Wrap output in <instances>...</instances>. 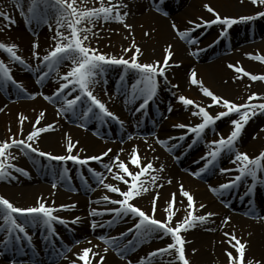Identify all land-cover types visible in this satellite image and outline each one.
<instances>
[{"label":"bare ground","instance_id":"bare-ground-1","mask_svg":"<svg viewBox=\"0 0 264 264\" xmlns=\"http://www.w3.org/2000/svg\"><path fill=\"white\" fill-rule=\"evenodd\" d=\"M102 3L104 6L109 3L116 5L117 0H98L87 8L99 7ZM119 3L126 5L120 8L121 15L128 13L122 22L96 20L90 27L88 36L98 52L130 59L135 51L131 47L134 42L141 49L137 54L138 62L159 61L163 65L164 50L171 46L172 55L165 74L157 77V92L147 104L149 119L139 116L137 109L142 98H133L136 87L132 85L130 92L126 91L125 86L122 87L130 80L135 82L138 77L136 70L123 65H105L103 74L96 77V88H90L118 119H95L91 114L85 117L83 112L88 107L86 97L82 98L75 111H64L66 99L81 95L78 88L70 84L63 96H52L63 82L61 77L70 70L71 61L64 60L50 71L33 56L35 51L42 58L57 42L53 39L57 32L56 9L51 5H38L41 15L47 16V21L32 20L24 23L21 20L20 5L17 10H12L11 1L0 0V12L14 20V23L8 25L0 17V42L15 44L16 54L24 61L23 64L12 62L5 52L0 51V61L10 69L12 80L17 82L14 85L12 80H0V143L9 137L24 139L32 130L36 118L43 112L44 115L36 126L51 123L53 127L40 134L33 147L53 155H66V148L72 143L75 145L72 154H77L80 158L107 152L100 161L91 160L87 164L78 165L72 161H55L27 150L22 152L16 147L6 150L7 162L24 169L27 175L9 169L11 175L0 179V197L21 208L44 203L55 209L53 215L66 222L68 230L63 233L64 237L58 235L59 241L55 240L57 244L53 247L48 241L42 242L41 234H45L43 227L46 224L43 221H29L25 225V233L13 232L8 236L6 246L2 242L5 232L0 230V264H19L16 262L26 260L34 264H48L54 259L59 260L58 264H84V261L79 260L84 248L90 249L85 257L90 264H180L175 258L174 249L163 255H148L155 249H164L167 244L174 243L170 235L154 232L147 237L141 236L134 227L139 222L138 216L108 211L119 205L112 204L103 197H122L99 184L89 168L101 173L104 183L126 190L124 182L113 178L119 173L118 163L113 161L117 155L133 173L140 172L149 162L152 165L151 170L145 169L139 177L144 182L143 189L130 201L146 214L153 215L152 200L157 193L159 196L154 218L165 221L172 214V227L184 220L188 211H192L194 215L209 212L215 214L204 223L197 222L187 231L179 233L183 238V249L189 264H229L227 253L237 256L232 246L236 241L232 240V236L246 245L242 250L244 255L240 258V264H247L248 260L253 264L256 261L264 264V219L258 218L264 217V180H261L263 184L261 181L254 183L246 175L235 180L240 172L239 162H234V152L255 157L264 150V110L255 108L254 116L252 111L249 112V116L252 115L234 141L233 152L223 150L203 173L194 169L193 158L202 161L204 166L211 159L206 156L211 150L209 142L226 138L233 129L231 120L239 119V116L231 113L217 119L199 138L189 132L187 127H174L176 124L195 126L200 123L202 118L193 115L197 111L191 109L197 105L205 107L213 116L226 110L222 104H213L210 97L204 96L199 84L193 85L190 82L192 71L196 72V79L204 87L219 97L244 104L248 96L255 93L257 96L248 103L254 104L252 102L255 100L256 105L264 103V81H252L242 75V72L233 73L228 67L232 64L250 74L264 75V61L254 58L257 55L264 56V16L257 15L264 12V5H254L251 0H119ZM205 4L222 18H254L235 23L225 30L222 24L204 23L215 18L204 8ZM27 9L28 3L25 0L23 11L26 13ZM189 21L194 23L189 24ZM173 23L180 31L187 29L190 38L195 41L198 37L202 40L186 43L173 29ZM125 25L131 27L126 28ZM61 29L65 31L66 27ZM221 32L224 34L219 37ZM33 43L38 47L33 49ZM207 45L210 48L205 50ZM124 48H129V51L124 52ZM208 59L210 60L207 61ZM42 72L49 74L38 82ZM17 85H21L24 91ZM111 93L116 97L111 96ZM180 95L193 100L194 105L184 106L177 99ZM45 96L52 99L46 100ZM22 97L24 99L16 100ZM143 110L144 108L140 115ZM93 111L98 112L94 107ZM21 117L25 119L21 120ZM84 118H88L89 123H85ZM80 122L86 128L79 125ZM180 137L184 139L182 142H179ZM159 141H166V144ZM192 141L188 150L183 152L182 147L186 148ZM8 142L11 143V140ZM134 146L139 167L129 163ZM194 149L197 152L193 154ZM104 164H108L112 171H107ZM261 167H264V159L261 160ZM210 175L211 179L203 181ZM257 175L264 177V172L258 171ZM153 177L158 179L153 182ZM124 179L130 180V177L125 176ZM228 182H233V186L219 189V185ZM54 183L56 187H53ZM181 185L193 196V209L187 208V198L181 195ZM210 186L217 188V192L211 191ZM249 188H252L251 192L248 191ZM83 193L87 196L82 195ZM169 202L172 203L171 208L168 206ZM252 203L261 205L250 207ZM201 204L204 205L203 208L199 207ZM61 205L64 207L60 208ZM93 210L97 214L90 215ZM225 217L229 218L227 223H224ZM77 218V222H73ZM93 222L98 226L93 227ZM0 223L4 222L0 220ZM50 223V228L56 226L53 221ZM225 233L230 235L226 236ZM14 235H19V245H12ZM99 237L116 238V244H107ZM117 247L119 251L116 250ZM101 256L104 257L103 260L99 259Z\"/></svg>","mask_w":264,"mask_h":264},{"label":"snow or ice","instance_id":"snow-or-ice-1","mask_svg":"<svg viewBox=\"0 0 264 264\" xmlns=\"http://www.w3.org/2000/svg\"><path fill=\"white\" fill-rule=\"evenodd\" d=\"M28 9L25 13L23 11V2L22 0H17V4L20 5L22 15L27 17L26 23H30L32 20H44L47 21L46 15H41V9L38 5H51L57 11V32L56 36L53 37L57 42L55 46L48 51L42 58L39 57V54L33 51V56L40 60V63L45 64L46 67L51 71L56 69L62 61L70 60L71 67L70 70L65 73L61 80L63 82L60 83L59 88H57L52 96H63L64 90L68 88V86L75 85L81 95H74L71 99H66L64 101V111H75V108L79 106V102L82 98L86 97L88 103V107L84 110L83 115L85 117L91 116L95 119H101L103 117L111 118V119H118L114 113L109 111L105 104L102 103L90 90L91 86H94L97 83L96 77L97 75L103 74V68L105 65H123L127 68L136 70L138 73V80L137 85H143V87H137L134 89V96L133 98L140 97L142 98V102L139 104L137 111L143 109L145 105L151 101L156 92H157V77H163L165 74V68L169 62V59L172 55L170 52L171 46L169 45L165 48V55H164V63L163 65L160 64L159 61L155 63H140L137 59V54L141 52V49L133 44L131 45L132 48L135 49L130 59H125L123 57H116L112 55L102 54L98 52L96 49L91 48L90 46H86L83 41L88 39V33L91 31V28H84V27H77L78 25H82L83 23H87L88 25H92L96 20H103V21H110L116 20L118 22L123 21V17L127 16L128 13L124 12L123 16L120 13L121 7H126L119 3L117 0V4L113 5L111 3L108 6H104L103 3L99 7L88 8L85 10H80L74 6V0H27ZM252 4H260L264 5V0H251ZM204 8L214 15V19L204 21L205 24H215L219 23L224 25L225 30L235 23L243 22L247 20H252L253 16H240L237 18L232 17H221L219 14L215 13L214 9L210 7L208 4L204 5ZM159 10V9H157ZM115 13V15H113ZM166 14V13H165ZM257 15L264 16V12L257 13ZM0 17L3 18L4 21L7 22L8 25L14 23V20L8 16L6 13L0 12ZM200 19V18H198ZM189 24H193V21H189ZM199 27V25H196ZM66 27L69 30V34L65 35L63 32L60 31L61 28ZM126 28H130V25H125ZM173 29L177 32V34L184 39L186 43H195L196 41L189 36V31L186 29L184 31H180L175 23L172 25ZM224 32H221L223 35ZM147 35V33H145ZM67 41L66 43H61V41ZM38 45L33 43V49L37 48ZM17 46L15 44H5L0 42V51L5 52L9 59L12 62H18L23 64V59L16 54L15 49ZM124 52H128L129 48H124ZM256 60L264 61V56H255ZM228 67L230 69H234L235 72H242L244 76L249 77L252 81L261 80L264 81V75H254L250 74L247 71H244L242 68H236L234 65L229 64ZM10 69L5 65L3 61H0V80L3 81H11L12 77L10 76ZM49 73H41L39 80L44 79ZM196 72L192 71L190 75V82L193 85H200V90L204 96L210 97L213 104H222V107L226 109L225 111H220L215 116L210 115L208 111L205 110V107L196 106L198 107V112H193V115H197L202 118L200 123H197L195 126H187L184 124H176L174 127L184 128L187 127L188 131L194 133L196 137H200L201 134L205 131V129L212 125L217 119L225 117L231 113H236L239 116V119L231 120V124L233 125V129L230 134L226 138H221L219 140H214L209 142L210 151L206 153L207 157L211 159L207 160V163L204 165V168H207L213 161L217 158L218 154H220L223 150L232 151L234 148V141H236L237 137L240 135L241 129L243 128L244 124L247 123L249 119V112L255 108H259L264 110V103L259 105L248 103V101H252L257 94L253 93L252 95L248 96L247 101L244 104H236L234 102L229 101L228 99H224L215 95L212 91H210L207 87L202 85V82L196 79ZM15 83V81H13ZM24 91L21 85H17ZM173 87H176L173 85ZM46 100H51L52 97L45 96ZM178 101L182 103L184 106L194 105V101L188 98H185L183 95L178 96ZM93 107L98 109V112L93 111ZM59 114V113H58ZM253 114H255L253 112ZM44 113L41 112L40 116L36 118V122L32 125V130L27 134L24 139L15 140L11 137L8 140H11V143L6 140L3 143H0V157H3L0 160V179L8 177L11 175L9 169L15 172L22 173L27 175L24 169L16 167L7 162L8 156L5 155L6 150L11 147H16L20 149L22 152L27 150L32 153H36L40 156L47 157L49 159L55 161H72L78 165L87 164L88 161L95 160L100 161L103 156L107 155V152L101 153L99 156H87L84 158H80L77 154H72L73 149L75 147L74 144L69 143L66 148V155H53L52 153H46L40 151L37 147H33V144L36 142V138L52 129L53 125L51 123L37 127L36 125L40 122V117L43 116ZM25 119L21 117V120ZM183 139V137H180ZM31 142V143H30ZM78 143V142H77ZM161 144H166V141H159ZM108 151H111L110 149ZM264 159V150H261L255 157H249L247 153L236 152L235 153V161L239 162L238 171L240 175L235 177V180H240L241 176H250L254 183L264 180V177H257V172H264V167H261V160ZM114 162L118 163L119 173L114 175V179L118 181H122L127 185L126 190H121L119 187H116L112 184L104 183L101 173L95 172L93 169L89 168V171L93 173L96 177L99 184H102L105 189H107L111 193H116L122 199H110V197L105 196L103 197L104 200L109 201L112 204L119 205V207L114 209H108V211L115 212L117 214L128 215L132 214L139 217V222L134 225L137 229L138 233L141 236L147 237L150 236L154 232H162L164 235H170L174 243H169L166 245L164 249H155L153 252H150L148 255L149 257H154L156 255H163L168 250L174 249L175 251V258L179 260L180 264H189V261L186 259L185 252L183 249V238L179 234L181 231H187L189 228L193 227L197 222L204 223L208 217L215 215L214 213H205L204 215H194L192 211H188L187 217L182 220L181 222H177L175 227H172L170 221L172 220V214H169L167 220L161 221L154 218V214L156 211V200L159 196L157 193L153 196V215H148L143 211L140 207L130 203V201L139 195L140 191L143 189V181L139 180L141 174L144 173L145 169L151 170L152 165L149 162L147 165H144L141 168L140 172H130L129 168L126 166L125 162L119 160V156L113 158ZM130 164L136 165L139 167L137 152L135 146L133 147L131 158L129 161ZM103 167L111 172L112 168L109 167L108 164H104ZM204 168L200 169L201 172L204 171ZM226 171V170H222ZM61 175H64V172H61ZM193 175H199V173H193ZM130 177V180H125L124 177ZM153 182H155L158 177H153ZM170 182V181H169ZM233 186V182H228L225 184L219 185V189H227ZM53 187H56V184H53ZM210 190L214 193L217 192V188H212L210 186ZM181 195L187 198V208L193 209L194 200L193 196L186 190L183 189V186H180ZM249 192L252 191V188L248 189ZM173 200L175 199V193L172 194ZM169 208L172 207V203L169 202ZM64 206L61 205L60 208ZM203 208L204 205L201 204L199 206ZM55 209L52 207L46 206L44 203H38L37 206H30V207H16L14 206L8 199L4 197H0V220L4 223H0V230L5 232V236L3 238V243L5 246L7 245V238L13 232L18 233H25V225L31 222H41L49 224L51 221L57 220L61 223L64 221L61 218H58L53 215ZM97 214L95 210H93L90 215ZM254 214V213H249ZM20 217H23V220H20ZM264 219V217H258ZM78 218L73 222H77ZM229 220L228 217L224 218V223H227ZM93 227L98 225L93 222ZM131 231V229H129ZM121 235H124L123 233ZM226 236L230 235L229 233H225ZM27 238V237H25ZM232 240H235V244L232 246L235 248L237 256L233 257L232 253H227L229 257V264H240V258L244 255L243 249H245V243H241L239 240H236L235 236L231 237ZM16 239L19 240V235L16 236ZM107 244H112L115 246L116 238H109L106 239L105 237H99ZM119 251V248H116ZM107 251V249H105ZM195 252V249H193ZM90 249L84 248L83 254L79 255V260L84 261V264H90L88 260H85V257L89 254ZM93 255H96L93 253ZM100 260H103L104 257H99ZM141 260L143 261L144 258L142 257ZM247 264H253L251 260L247 261ZM256 264H260L259 261H256Z\"/></svg>","mask_w":264,"mask_h":264},{"label":"rangeland","instance_id":"rangeland-1","mask_svg":"<svg viewBox=\"0 0 264 264\" xmlns=\"http://www.w3.org/2000/svg\"><path fill=\"white\" fill-rule=\"evenodd\" d=\"M9 1H11L12 2V10H17L18 9V6H19V4H17V0H9ZM23 1H25V0H22V2ZM98 0H74V6L76 7V8H78V9H80V10H85V9H88L87 7L88 6H91V5H93L94 3H96ZM41 6H43V7H46L45 5H43V4H41ZM26 19H27V17L25 16V15H22L21 16V20L24 22V23H26ZM92 25H88L86 22L85 23H83L82 25H78L77 27H84V28H89V27H91ZM196 27H194V29H195ZM60 31L61 32H63L65 35H68L69 34V30L66 28L65 29V31H63L62 29H60ZM219 37H221V34L219 35ZM202 40V38L201 37H198L197 38V40H196V42H199V41H201ZM251 41H253V40H248V42H251ZM83 43L86 45V46H90L91 48H94L95 49V44L93 43V42H91L90 41V39H89V36H88V39L87 40H85V41H83ZM227 43H228V41H227ZM208 48H210V45H207L206 46V48H205V50H207ZM210 59H208L207 61H209ZM70 69V68H69ZM231 71L233 72V73H236L235 71H234V69H231ZM243 75V74H242ZM115 77V76H114ZM138 78L139 77H137V80H138ZM114 79H117V78H114ZM137 80H135V82H137ZM134 80H130V81H128L129 83H124L123 85H122V87L123 86H125V89H126V91L127 92H130V90H131V87H132V85H134L136 88L137 87H141L140 85L139 86H137V84L135 83V82H133ZM256 81H260V80H256ZM133 82V83H132ZM12 84H14V85H16L17 84V82H15V83H13V80H12V82H11ZM91 88H96V84L94 85V86H91ZM91 90V89H90ZM111 96H115L116 97V95L114 94V93H111ZM21 99H24V97H22V98H16V100H21ZM15 100V99H14ZM256 101V100H255ZM255 101H253L252 103H254V104H256V102ZM142 102V99H141V101L139 102V104ZM89 103V102H88ZM139 104H138V107H139ZM260 104V103H259ZM194 109V110H196L197 112H198V107H196V106H194V107H191V109ZM97 111H98V109H96ZM258 110H261V109H258ZM140 111L141 110H139L138 112H139V116H143V113L140 115ZM253 112L256 114V111L253 109L252 110V114H253ZM251 114V115H252ZM255 114H253V116L255 115ZM148 115H150V113H148ZM250 115V116H251ZM250 116H249V118H250ZM150 117V116H149ZM152 117V116H151ZM144 118V116L142 117V119ZM86 121H84L85 123H89L88 122V118H84ZM79 125H82L84 128L86 127V125L84 124V123H82V122H80L79 123ZM219 128V127H218ZM176 138V137H175ZM177 139V138H176ZM184 140V139H183ZM179 142H182V139H179ZM192 143H193V141L192 142H190L188 145H187V147L186 148H184V146L182 147L183 148V152H185L186 151V149H188L191 145H192ZM193 154L194 153H196L197 152V149H194L193 151ZM233 152V151H232ZM235 153L236 152H234V155H235ZM194 157V156H193ZM193 164H192V166L194 167V169H196L197 171L199 170L200 171V169H202L203 168V164H202V161H200V160H198V159H194L193 158ZM225 164V163H224ZM223 164V165H224ZM198 168V169H197ZM201 172V171H200ZM257 176H259V175H257ZM261 176H259L258 178H260ZM209 178H211V175L210 176H208V177H205V179L203 180V181H206V180H208ZM47 184H49V182H46ZM261 184H263V181H261ZM82 195H85V196H87V194H85V193H83ZM103 205H107V204H103ZM247 205V204H246ZM258 205H261V203H252L250 206H258ZM50 224H52V223H50ZM53 224H55L56 226L54 227V228H52L51 230H50V232L48 231V233L47 234H45V235H43V238H42V242H43V240L45 241V239H50V238H53L52 239V244H50V245H52V247L54 246V245H56L57 243H56V241H55V238H56V240H58L59 241V239H57L58 238V236L57 235H62L63 237H64V232H66L67 230H68V227H67V223L66 222H63V223H61V222H59V221H57V220H54L53 221ZM48 224H45L44 225V227H43V230L46 228V227H48L47 226ZM50 227V226H49ZM47 229V228H46ZM51 231H52V233H51ZM18 233V232H17ZM19 234V233H18ZM55 234H57L56 235V237H55ZM55 238H54V237ZM13 243H14V245H19L20 244V239L19 240H17L16 239V235H14V237H13V239H12V245H13ZM7 245H8V240H7ZM37 246H39V242H37ZM25 247V246H24ZM26 247H27V243H26ZM59 260L58 259H54V261H52V263H48V264H58L59 262H58ZM16 263H19V264H34L32 261H29V260H26V261H24V262H22V261H17Z\"/></svg>","mask_w":264,"mask_h":264}]
</instances>
